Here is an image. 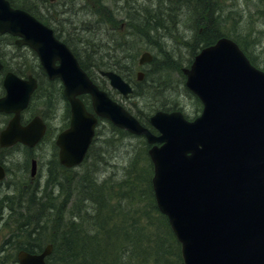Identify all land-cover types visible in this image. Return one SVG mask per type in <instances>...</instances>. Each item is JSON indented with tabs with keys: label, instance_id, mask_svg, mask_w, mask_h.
<instances>
[{
	"label": "water",
	"instance_id": "95a60500",
	"mask_svg": "<svg viewBox=\"0 0 264 264\" xmlns=\"http://www.w3.org/2000/svg\"><path fill=\"white\" fill-rule=\"evenodd\" d=\"M0 32L17 35L16 43L33 48L49 78H60L70 103V126L56 143L60 162L79 164L95 133L97 115L135 134H145L155 165L153 188L161 211L182 243L185 264H264V70L255 67L228 37L205 47L191 67L186 85L203 102V111L188 120L180 111L158 110L151 116L153 134L101 89L81 67L68 45L51 27L28 11L0 0ZM153 59L142 53L139 63ZM2 64L0 63V68ZM124 95L129 82L115 71H102ZM143 78V72L138 73ZM0 111L13 112L1 131L0 146L21 141L35 145L46 125L40 116L21 124V111L37 86L8 72ZM89 93L95 112L79 97ZM33 161L32 173H35ZM5 170L0 165V179ZM52 246L42 253L21 250L19 264H46Z\"/></svg>",
	"mask_w": 264,
	"mask_h": 264
},
{
	"label": "trees",
	"instance_id": "16d2710c",
	"mask_svg": "<svg viewBox=\"0 0 264 264\" xmlns=\"http://www.w3.org/2000/svg\"><path fill=\"white\" fill-rule=\"evenodd\" d=\"M38 1L41 5H38L34 0H10L13 6L26 9L38 19L52 26L57 37L63 39L68 45H70L77 55L82 67L87 70L89 75L101 87L106 89V79L103 77L102 79L98 78L97 72L101 68H113L134 84L133 94L141 95L150 100L151 98L158 100L160 103H157V105L153 103L150 110L146 111L143 109L146 115H143L144 113L136 114L140 121L148 126L153 132L157 131L149 122L152 110L158 108L166 111L175 109L182 110V106H180L178 99H174L171 95L168 98H157L160 96L159 94H165V91H163V85L168 82L165 80H169L168 78H163L161 76L162 72H165L168 69H171L172 71L173 69L177 70V67L179 66L177 65L178 61H176L177 59L174 57L171 50H167L163 47L164 44L162 43L161 38L165 36V32L171 34L170 30L172 28L171 22L173 21V14L181 15V9L174 12L170 7L165 9L161 14L158 13L159 11L153 12L152 10H143L141 11V16L137 15L136 18H134L131 12L130 17L132 20L127 19V32L125 33L123 31L118 33L113 30L112 40L117 39L126 43V51H128V53L124 56L126 57L125 64L128 65L129 74L124 71L122 62L119 61V66L116 59L115 62H105L103 60L87 62L81 53L71 45L69 38L64 36L63 33L58 30L55 23V21L57 22L58 20H52L49 17L52 13H48L52 12V9L49 10V6H43L45 0ZM186 1V5L190 6L186 12L187 16H189V14L192 16L196 7L198 10L200 9V0ZM192 2L195 3L193 9ZM216 2L218 3V0H216ZM202 8L203 7H201V9ZM142 9L143 7L141 10ZM208 13H210L209 9ZM208 21H210V19ZM200 27H203V29H201L199 35H197L195 43H191V46L202 49L213 44L214 41H209V38L203 37L205 29H208L207 27L209 26L205 23H201ZM84 30L89 32L88 29ZM1 36H8L11 40L14 38L9 34H0V37ZM211 36L210 38H213ZM219 37L220 35L218 38ZM151 41H155L154 45L157 47V53L154 54V59L152 60L151 65H156L157 71H155V73H157L158 76H154L152 70H147L145 71L144 79L138 81L134 76V66L138 59V53L140 48L142 49L143 47H147L148 44H152ZM83 42L93 43L88 38ZM238 42L242 43L239 40ZM158 50H160V52H158ZM194 51H196V49ZM159 55H162V58H160ZM1 56L3 59H7L2 53ZM248 56L251 62L257 66L258 61L256 57L252 56L250 53H248ZM158 57L161 61H159ZM172 61H176V64ZM4 64L5 66L4 69L0 71V76L6 69H11L19 75H26L27 70L28 72L32 71L38 75L40 84L32 96L29 110L36 102L40 104L45 102L46 95H42L44 90H47L46 92L49 91L50 94L53 93V90H57L58 94H61L64 98L62 86L59 85V81L49 80L41 65H36V69L30 68L26 70L25 67H17L16 64L7 62L6 60ZM94 70L98 71L96 72ZM179 71L180 70H177L175 72L179 73ZM39 72H41V74H39ZM45 85L48 87L46 88ZM46 92L44 93L46 94ZM0 93H4L1 82ZM191 96L198 100L199 105L202 104L196 95L192 93ZM81 98L85 101L87 107L92 110L90 96L84 94ZM46 107H49L48 103H46L43 108ZM65 115L67 123L64 127L68 125V118H70V107L67 101ZM44 116H46V114H44ZM2 118V124H4L8 116L3 114ZM111 125L112 130L115 132L119 130L127 134L129 133L121 128L119 129L112 123ZM113 134L114 133H111L110 131L108 132V135L103 138L98 154L106 153L116 140L122 138L119 135L114 136ZM133 136L139 139L142 137L136 135ZM96 141L97 138L90 146L85 160L81 164L83 167L79 171L73 168L64 167L55 157L56 165L52 166L53 174L51 177H53V180L50 182L54 183L53 189L48 188V184H50L48 180L47 185H45L42 190L40 189L36 191V194L31 195L32 191L23 187L12 197L4 196L2 198L1 206L5 204L4 202H8L6 203V206L11 212L10 220L8 215L5 222L9 221L4 225L9 227L12 232L6 238L5 242L10 244L11 236L17 230V227L20 228V234L17 237L18 240L16 243L10 244L13 245L10 249H14V251L19 248H25L31 252H35L38 249H41L45 244L52 242L54 244V249L51 255L47 257V264H170V261H172L171 258H174V261L178 264L180 262L181 264V259L179 261L175 258H180L179 252H173L172 244H168L162 237H159L160 239H156L155 241L149 240L147 239L146 232L148 230L147 225H140L139 223L133 225L136 222V219L138 220L136 214L141 212L144 213L141 215H144L149 223H153L149 208L145 210L136 209L135 215H131L128 210L124 209L127 204L123 203V199H129L128 203L131 204L134 199H136V201L141 200V197L146 201L152 199L153 202L151 203V207L158 209L153 197L154 194L152 193L153 196L151 198L149 197V194L146 195L148 190L151 189L152 168H150V172L149 169L146 170L142 176L141 174L134 175L136 174V171L133 173V176H130V173L128 172L129 168L127 166L125 175L121 179H119L121 176L114 178L111 177V175L105 176L103 179H98L100 178V175L97 177V173L99 172L98 169H100V162L104 157L101 154L99 157H97V155L92 156V151L95 145H97ZM106 145L107 147L104 151L103 149ZM144 145L149 146L146 139H144ZM138 153H140L139 148H134L133 153L130 156L131 159L129 165H132L133 162L138 159L136 157V154ZM128 183H130L129 187H127ZM146 184L147 187L142 189V186ZM24 197H26V201H24V204L22 205V199ZM41 210L44 212H41ZM0 211H2L1 208ZM37 211L40 213H37ZM1 214L2 213H0V215ZM161 216L166 219V215L163 213H161ZM128 217H130V219L126 222V218ZM154 220L160 223V217H154ZM165 237L168 238L167 236ZM176 243L179 244L178 240H176ZM7 259L9 260V258Z\"/></svg>",
	"mask_w": 264,
	"mask_h": 264
},
{
	"label": "rangeland",
	"instance_id": "374dc122",
	"mask_svg": "<svg viewBox=\"0 0 264 264\" xmlns=\"http://www.w3.org/2000/svg\"><path fill=\"white\" fill-rule=\"evenodd\" d=\"M99 1H103L105 3V7L102 10L98 6ZM202 1L206 2L205 6H202L203 8H200L199 10L196 7L195 11L192 13V16H190V14L189 16H187L186 12L188 8H190V6L187 5L181 7V15L173 14V21L171 22L172 28L170 30L171 34L165 32V36L161 38L162 43L164 44L163 47H165L167 50H171V52L174 54V57L177 59V65L179 66L177 67L176 65V67L177 70L180 71L178 73L175 72L177 71L175 69H173V71L171 69V71L168 69L165 72H162L161 76L163 78H168L169 80H165L168 82L163 85V91H165V94H159L160 96H158L157 98H168L171 95L174 99H178V101L180 102V106H182L184 114L191 120L201 114L203 105H199L198 100L191 96L193 92L189 90L186 85L187 75L184 73L183 68H189L193 63L196 55H198L202 50L200 48L191 46V43H195V41L197 40V35H199L201 29H203V27H200L201 23H205L209 26L207 27L208 29H205L203 37L209 38V41L213 40L214 42H217V40L222 36H227L228 38H231L233 40L236 39L235 42H237V44L241 47V49L247 56L248 53H250L252 56L256 57L258 61L257 67L260 69H264V0H218V3L216 2V0H200V2ZM116 2L117 0H50L46 1L45 3L49 7H53L52 12H55L57 14L60 13V19L66 17L59 22L55 21V23L57 27L62 28L63 35L66 37L68 36L71 45L75 47L83 57L87 53L85 43L83 41L88 38L93 43H101L110 47L106 51L105 49L102 51H98V54L94 56V58L99 59L101 57V60L105 62H115L117 60V64L119 65V61L125 62V56L128 51H126V47L122 49L121 47H115V44L113 45L112 32L113 30H115L118 33L123 31L126 33L127 20L119 21L120 18L112 12L109 13L112 17L111 21L108 22L107 20H105L107 17H109L108 13L105 12L106 9L108 8L110 10V6L114 5ZM60 4L66 5L60 6ZM194 5L195 3L192 2V9L195 7ZM68 7L70 9H68ZM64 8H67L68 10L65 9L63 11ZM208 9L210 10V13H208ZM209 19L210 21H208ZM70 21H73L76 25H74V23L72 24ZM83 25L92 27V31H85L82 28ZM95 25H97V27H94ZM219 35L220 37L218 38ZM210 36L213 38H210ZM238 40L242 43H239ZM151 42L152 44H148L147 47H143L142 49L140 48L138 57L144 50H150L154 54L157 53V47L154 45L155 41ZM10 43L11 45H9ZM0 44L2 46L4 56H6L9 60H11V57L14 56V54L19 53V50L15 48L14 39L11 40V38L8 36H1ZM11 47H14L15 51H13ZM195 49L196 51H194ZM21 51L23 53L19 54L25 56L28 60V64L25 69H36V65H38L39 62V58L36 52L29 47H22ZM158 52H160V50H158ZM161 56L162 55H159L160 58H162ZM159 57L158 59L159 61H161ZM176 61L172 62L176 64ZM151 62L139 65L137 60L134 66V76L136 77V71L138 69H144L145 71L152 70V74H154V76H158V74L155 73V71H157L156 65H151ZM94 71L97 72L98 70ZM28 73L29 72H27V74ZM39 74H41V72H39ZM97 77L102 79L99 73ZM105 87L110 91L112 96L123 103L134 114L144 113L143 115H146L144 110H150L153 103H155L156 105L157 103H160L154 98H151L150 100L137 94L123 97L117 90L111 87L107 79L105 80ZM49 94V91L46 92V95L49 96ZM46 103H48L50 107L55 105V111H53L50 107L43 108ZM65 111L66 100L62 97L61 94H58L57 90H53V93L50 94L48 101L45 99V102L43 104L36 102L30 110L24 113L25 118L31 117L33 114H46L45 120L48 123L49 131L43 141L39 144V146L36 147L37 151H40V153L44 154L45 162L52 157L54 159L55 157L58 159L59 148L56 146L55 141L57 138V134L61 129L64 128L65 124L67 123ZM155 112V110H152V114H154ZM69 119L70 118H68V120ZM2 122L3 118L2 116H0L1 127ZM97 129L99 130L100 134H97V145H95L92 151V156L97 155V157H99L101 154L104 157L100 162V169H98L99 172L97 173V177L98 175H100V178L98 179H103L105 176L109 175L114 178H118L121 176L119 178L121 179L125 175L127 166L129 168L128 172L130 173V176H133V173L135 171L136 174L134 175L141 174L142 176L146 172V170L149 169L150 172V168H152L151 189L146 193V195L149 194V197L151 198L153 196L152 193L154 194L152 181L154 176V162L149 156L148 149L150 146L144 145V138L140 137L141 139H139L137 137H134L131 133L127 134L119 130L115 132L114 130H112L111 123L106 120L102 121L101 124H98ZM110 131L111 133H114V136L119 135L122 138L116 140L106 153L98 154L100 150V144L103 142V138H105V136L108 135V132ZM106 147L107 145L104 147V151ZM136 147H138L140 151V153L136 154V157L138 159L135 160L132 165H129V161L131 159L130 156L133 153V149ZM30 152V149H26L23 145H15L7 149L6 154H8L9 157L7 163V176L5 179H3V181H0V185L4 184L3 190L1 192L3 195L5 193H8L5 188L11 180H15L14 183H16L13 186V191H11V193L19 190L17 186L18 183H20L21 186L24 185V181L21 180V173L23 168L27 165L30 168V159H26V155L28 153L30 154ZM18 160L20 161L17 162ZM40 163L43 178H45V170L48 169V167L45 166L41 161ZM82 167L83 166L80 165L75 167L74 169L79 171ZM17 168H20V172L16 171ZM132 168L136 169L134 170ZM129 186L130 183L127 184V187ZM146 187L147 184L143 185L142 189ZM153 197L155 199V195ZM128 201L129 199H123V203L127 204L124 209L128 210L131 215L136 214V209L145 210L149 208L150 216L153 220V223H149L146 220L145 216L141 215L144 213L141 212L139 214H136L138 220L136 219V222L133 225H136L138 223L140 225H147V239L155 241L156 239H160L159 237H162L168 244H172L173 252H179L180 258H175L179 261L181 259V264H185L182 257V244L179 242L175 233L173 232L167 216H165L166 219H164L161 216L162 212L159 210V208L156 209L151 207V203L153 202V200L149 199V201H146L141 197V200L136 201V199H134L131 204H129ZM7 213V211L4 212L5 215H7ZM154 217H160V223L156 222L154 220ZM129 219L130 217L126 218V222ZM3 232L4 235L7 234L9 232V228L6 226V228L3 229ZM165 236H167L168 238H166ZM176 240H178L179 244L176 243ZM171 260L172 261H170V264H178L176 261H174V258H171ZM0 261L1 264L13 263L12 260H8L4 255H0Z\"/></svg>",
	"mask_w": 264,
	"mask_h": 264
},
{
	"label": "bare ground",
	"instance_id": "6f19581e",
	"mask_svg": "<svg viewBox=\"0 0 264 264\" xmlns=\"http://www.w3.org/2000/svg\"><path fill=\"white\" fill-rule=\"evenodd\" d=\"M171 1L172 0H117V2L114 5L110 6V10L108 8L106 9L105 12L108 13L109 17H107L105 20H107L108 22L111 21L112 17L109 14L111 12L113 14H115L117 17L120 18L119 21L127 20V19L132 20V18L130 17L131 12H132L134 18H136L137 15L141 16V11H143V10H145V11L152 10L153 12L154 11H159L158 13L161 14L165 9L171 7L170 9H172L174 12H177L178 10L181 9L182 6H185L187 4L186 0H174L172 2ZM34 2L38 3V5H41L38 0H34ZM45 2H46V0L44 1V5L43 6H48ZM200 3H201V6L199 8H201L202 6L204 7L206 2L202 1ZM104 4L105 3L103 1H99L98 2V6H99V8L101 10L105 7ZM62 5H66V4H60V6H62ZM142 7H143V9L141 10ZM51 9H53V7H50L49 10H51ZM65 9H67V8H64L63 11ZM68 9H70V8L68 7ZM51 13H52V15H50L49 17L52 20H58V22H59L60 20H63L64 18H66V17H63L62 19H60V17H59L60 13L57 14L55 12H50L48 14H51ZM62 13H64V12H62ZM70 22L72 24L74 23L73 21H70ZM74 25H76V24L74 23ZM83 26H85V25H83ZM83 26H82L83 29H88V30L92 31V29H91L92 27H89L87 25L85 27H83ZM94 27H97V25H95ZM58 30L62 32V28L58 27ZM112 43H113V45L115 44V47H117V48L121 47L122 49H124L126 47V43H124L121 40L114 39L112 41ZM9 45H11V43ZM85 47H86L87 53L84 56V59L87 62H95L96 60H101V57L99 59H96V58H94V56H96L98 54V51H102L104 49L106 51V50H108L110 48V47L106 46L105 44H101V43H85ZM12 50L15 51L14 47L12 48ZM12 57L15 58V61L13 63L16 64L17 67H26L27 66L28 60H27V58L25 56H23V55L18 53V54H14V56H12ZM121 62H122V67H123L124 71H126L127 73L130 74V72L128 70V65L125 64L124 61H121ZM47 87L48 86H46V88ZM44 92H46V90H44L42 92V95H46ZM45 98H46L47 101L49 100V96L48 95H46ZM54 106L55 105L52 106V110L53 111H55ZM38 146H36V147H38ZM36 147L32 148L31 152H32V155H35V157L38 158L39 166H37V162H36L35 163V173L34 174L32 173L33 166L30 165V168L28 166L24 167L23 170H22V173H21V180L24 181L23 182L24 185L21 186L20 183H18V185H17L19 189L25 187L28 190H31L32 191L31 195L32 194H36V191H38L40 189L42 190L45 187V185H47L48 180H49V183L53 180V177H51L52 174H53L52 173V166L56 165V161H55V159L53 157L49 158L45 162L44 161L45 160L44 154L40 153V151H37ZM35 148H36V151H35ZM7 149H8L7 147H0V152L4 156V160L6 161V164L8 163V158H9L8 154H6ZM11 156H12V154H11ZM26 158H28V154L26 155ZM19 161L20 160H18L17 162H19ZM40 161L45 166L48 167V169H46V170L44 169L45 170V175H46L45 178H43V173L41 171V163H40ZM7 166H8V164H7ZM67 168H73L74 169L75 167H67ZM47 170H48V172H47ZM16 171L20 172V168L19 169L17 168ZM14 181L15 180H11L9 182V184L7 183L8 185L6 186V188L4 187L5 190L8 192V193H5L4 195L1 193L2 190H3L4 184L0 185V208L2 210V211H0V213H2L0 215V255H4L5 258H9V260H12V262H13L12 264H15V263L19 264L18 254H19V252L21 250L27 251L29 253H42L48 245H51L52 246L51 251L46 256V259H45L46 264H47L48 263L47 262V257L49 255H51V253L53 252V249H54V244L52 242H49V243L45 244L41 249H38L35 252H31V251H29V250H27L25 248H19V249L14 251V249H10V247L13 246V245H10V244H14L18 240L17 237L20 234V232H19L20 228H18V227H17V230L14 232V234H12V236H11L10 244L5 242L6 238L12 232L9 227H8L9 228V232L7 234L4 235V232H3V229L6 228V225H4V224L7 223L10 220V218H11L10 217L11 216V212H10L9 208L6 206V203H8V202H4L5 204H3L1 206V204H2L1 201L3 200L2 198L4 196L12 197L17 192V191H15V192L11 193V191H13L12 190L13 186L16 184V183H14ZM53 187H54V183L48 184V188L49 189H53ZM39 195H40V193H39ZM24 201H26V197H24L22 199V205L24 204ZM5 211L8 212L7 215L4 214ZM41 212H44V211L41 210ZM37 213H40V212L37 211ZM37 213H35V214H37ZM8 215H9V220L7 222H5L7 220Z\"/></svg>",
	"mask_w": 264,
	"mask_h": 264
},
{
	"label": "flooded vegetation",
	"instance_id": "af4514ba",
	"mask_svg": "<svg viewBox=\"0 0 264 264\" xmlns=\"http://www.w3.org/2000/svg\"><path fill=\"white\" fill-rule=\"evenodd\" d=\"M23 47H26V46H23ZM17 49L19 50V53H23L22 51H21V49H22V46H20V47H17ZM9 61H11L12 63L15 61V58H13V57H11V60H9ZM1 126H0V132H1ZM30 151H31V149H30ZM31 155V156H30ZM27 159V158H26ZM28 159H30V165L32 166L33 165V160L35 159V160H37L36 162H37V166H39V160H38V158H36L35 157V155H32V152H30V154L28 153ZM0 164H2V165H4V167H5V169H6V172H7V170H8V166H7V164H6V161L4 160V156L2 155V153L0 152ZM28 166V165H27Z\"/></svg>",
	"mask_w": 264,
	"mask_h": 264
}]
</instances>
